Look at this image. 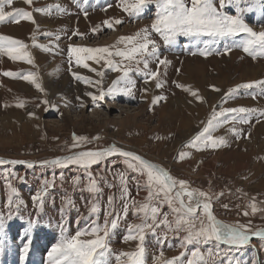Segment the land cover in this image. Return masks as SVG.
<instances>
[{"label": "rangeland", "instance_id": "1", "mask_svg": "<svg viewBox=\"0 0 264 264\" xmlns=\"http://www.w3.org/2000/svg\"><path fill=\"white\" fill-rule=\"evenodd\" d=\"M156 2L152 0L139 19L124 12L119 0H33L31 5L25 0H13L11 6H5L6 12L14 13L18 8L32 12L35 23L23 19L19 23L5 21L0 23V35L29 45L27 50L34 63L0 56V157L36 163L127 143L174 178L186 181L191 189L209 193L217 219L246 225L250 233L264 231V88L241 87L264 80V57L253 59L237 46L244 36H178L174 43H166L151 31ZM216 6L219 8L218 0ZM243 6L248 9L247 0ZM221 11L234 15L235 5ZM243 18L253 31H264V11L258 5L246 10ZM108 20L122 23L108 29L104 23ZM145 28L156 43L159 59L170 62L161 65L156 58H150L149 68L159 73L157 79L163 86L157 88L156 80L145 84L142 73L134 70L130 73L135 81L131 95L117 91L94 102L87 93L99 95L101 89L106 92L122 77V72L108 69L103 62L87 61L90 68L104 73L103 77L98 76L78 66L74 57L70 60V47H109L116 45L120 37L134 36ZM206 45L211 53L207 57L200 55ZM229 48L231 51H225ZM140 68L143 69L142 64ZM9 71L18 75L36 73L44 91L24 79L3 75ZM74 74L93 83L77 80ZM177 85L197 92L199 98ZM124 86L123 80L117 85ZM161 95L166 100L153 105V98ZM20 102L23 107H17ZM241 107L255 111L226 113L218 119L232 122L221 123L212 132L214 138L224 137L226 146L203 150L186 146L204 129L214 110L219 113ZM245 117L250 123L237 122ZM74 135L86 137L89 142L73 148ZM181 152L189 154L183 161L178 159ZM119 173L125 175L131 198L143 203L148 196L144 178L129 169L119 156L106 157L88 169L78 165L0 164V264H50L48 253L62 234L74 235L89 228L94 220L103 225L110 207L120 216L117 227L109 233L110 264H117L115 257L120 253L135 251L139 241L125 242L124 237L129 226L141 220L131 207L126 216L123 212ZM90 178L96 180L99 194L88 191ZM45 181L49 182L46 189ZM37 193H43L41 201L33 200ZM110 197L115 198L111 206ZM9 198L13 201L11 206ZM94 199L100 205L98 216L89 211ZM153 203L159 204L169 221L174 219L167 203ZM251 203L257 207L254 213ZM184 235L163 225L155 229V234L146 231L145 264H162L197 249L204 256L203 264H264V239L249 241L243 248L215 242L181 247ZM189 258L190 255L184 256L185 260Z\"/></svg>", "mask_w": 264, "mask_h": 264}, {"label": "snow or ice", "instance_id": "2", "mask_svg": "<svg viewBox=\"0 0 264 264\" xmlns=\"http://www.w3.org/2000/svg\"><path fill=\"white\" fill-rule=\"evenodd\" d=\"M32 2L33 0H25V3L29 5ZM12 3L13 0H0V23L5 21L19 23L22 19L35 23L32 12L19 8L14 13L6 12L5 6H11ZM218 3L219 8L216 6V0H157L154 5L155 18L151 25V31L159 34L168 44L174 43L178 36L196 39L201 37L215 39L244 36L246 38L242 39L237 46L241 47L253 59L264 57V31H253L243 18V13L246 10H250L253 6L258 5L261 11H264V0H247L248 9L243 6L245 0H218ZM151 4L152 0H119L121 9L135 19L142 18L143 13ZM232 5H235L236 9L234 15L221 11V9ZM108 7H111V5ZM35 11L45 12L46 10L35 9ZM85 16H87L86 11ZM104 23L108 29H113L114 24H121L122 21L115 20L113 22L108 20ZM93 31L95 32L96 29ZM45 35L50 36L51 33H46ZM150 35L149 29L145 28L134 36L120 37L116 45L109 47H70V60L74 57L78 66L88 68L89 71L96 72L98 76L103 77L104 73L97 71L95 68H90L87 61H94L96 64L103 62L108 69L122 72V77L114 81L112 87H109L106 92L101 89L99 90V95L87 93V95L92 97L94 102L103 100L106 95H114L117 91L131 95L132 90L135 88V81L130 78V73L134 70L142 73L145 77V84H148L150 80H156L155 86L157 88L163 86L162 82L157 79L159 73L149 68L150 58H156L161 65H167L170 62L166 59H159L156 43L150 39ZM121 44L124 45L123 48L118 47ZM33 46L39 45L34 44ZM28 48L29 45L21 40L0 35V56H7L14 62L23 61L33 64V58L27 50ZM44 50L47 51L46 48ZM225 51H231V49H225ZM210 54L207 45L205 46V50L200 53V55L205 57ZM141 64L143 65V69L140 68ZM3 75L24 79L35 85L38 90L44 91L38 82L37 74L34 72L18 75L9 71L4 72ZM74 76L77 80H84L89 84L93 83L86 77L76 74ZM121 80H123L125 86L118 88L117 85L120 84ZM95 83L100 84L101 82L96 81ZM177 86L184 88L185 91H191V89L185 88L183 85ZM254 86L264 88V80L258 81L255 85L245 84L241 87L252 88ZM214 90L220 91L218 88H214ZM234 91L236 90H232V92ZM191 94L199 98L197 92L191 91ZM162 100H166V97L162 95L156 96L153 98L152 104L155 105ZM44 103H47V101H44ZM23 106V102L17 104V107ZM97 106L99 105L97 104ZM254 111L255 109L244 107L225 109L219 113L214 110L204 129L186 146L196 148L197 150H203V148L209 146L213 149L226 146V139L224 137L214 138L212 132L221 123H231L232 121H220L218 118L225 116L226 113L250 114ZM31 115L35 116L34 113ZM261 115H264V112ZM237 122L248 124L250 120L245 117L239 119ZM231 131H234V129ZM235 134L237 136L240 135L239 132ZM73 139L76 142L73 144V148L82 147L83 144L89 142L86 137L74 135ZM188 155L186 152H181L178 159L183 161ZM111 156L124 158L127 167L144 178L143 187L148 192L145 201L138 203L131 198L125 175L123 173L118 174L121 182L120 199L124 202L123 212L126 216L129 207H131L141 220V223L130 225L128 234L124 237L125 242L131 240L139 241L137 249L117 255L115 257L117 264H145V249L143 246L145 232L152 231L155 234V229L161 225L165 226L169 231L185 233L183 237L184 242L181 247L197 243L215 242L217 244H227L230 247L243 248L248 244L251 235L264 239V231L250 233V229L246 225L229 224L217 219L212 211V196L209 193L198 189H191L186 181L174 178L169 172L158 165L149 162L132 151H125L114 144L102 150L75 152L72 155L46 161L45 163L61 167L78 165L84 169H88L92 165L101 163L106 157ZM5 163L15 164L22 162L0 160V164ZM32 166V164H28V167ZM44 183L46 189L49 182L45 181ZM88 191L93 194L101 192L95 179H89ZM42 195L43 193H37L33 197V200L41 201ZM114 199V197L109 198L108 204L110 206L113 205ZM154 200L168 204L174 216L172 221H169L168 215L161 213L159 204H154ZM12 203V199L9 198V206ZM224 207L227 208V205H224ZM250 207L253 213L257 211L255 203H252ZM89 211L94 216L99 215L100 205L97 200L94 199ZM244 215H249V213L245 212ZM107 216H111L112 219L109 220ZM107 216L103 225L94 220L89 228L78 230L74 235L62 234L59 242L48 253L50 264H110L111 247L109 233L110 229L117 227L120 216L111 207ZM24 251L27 253L28 248L25 247ZM185 255H190V258L185 260ZM122 257L126 259H122ZM160 258H163V251L160 253ZM203 262L204 256L197 249L191 251L190 254L182 253L181 257L174 258L173 260L162 261V264H203Z\"/></svg>", "mask_w": 264, "mask_h": 264}, {"label": "water", "instance_id": "3", "mask_svg": "<svg viewBox=\"0 0 264 264\" xmlns=\"http://www.w3.org/2000/svg\"><path fill=\"white\" fill-rule=\"evenodd\" d=\"M81 151H88V150H81ZM77 152H80V151H77ZM134 153H136L137 155H140V154H138L137 152H134ZM73 154V153H72ZM72 154H69V155H72ZM69 155H66V156H69ZM66 156H61V157H58V158H63V157H66ZM142 158H144V159H146V160H148L149 162H151V163H153V164H156L155 162H153V161H151V160H149L148 158H146V157H144V156H142V155H140ZM58 158H55V159H58ZM0 160H5V161H20V160H12V159H6V158H2V157H0ZM54 160V159H53ZM49 161H51V160H49ZM20 162H22V163H15V164H12V163H7V164H12V165H22V166H28V164H32L33 165V167H41V166H50V165H52V164H50V163H45L46 161H44V162H29V161H20ZM156 165H158V164H156ZM159 166V165H158ZM159 167H161V166H159ZM162 168V167H161ZM165 170V169H164ZM212 211H213V213L215 212V208H214V206H213V204H212ZM214 215H215V213H214ZM259 239H261V238H259V237H257V236H255V235H251V239L249 240V241H255V240H259Z\"/></svg>", "mask_w": 264, "mask_h": 264}, {"label": "bare ground", "instance_id": "4", "mask_svg": "<svg viewBox=\"0 0 264 264\" xmlns=\"http://www.w3.org/2000/svg\"><path fill=\"white\" fill-rule=\"evenodd\" d=\"M15 37V36H14ZM7 58V57H6ZM1 63V62H0ZM14 65V64H13ZM25 66V65H24ZM17 67V66H16ZM21 67V66H20ZM68 67V66H67ZM71 67V66H69ZM3 70H5L3 68ZM73 70V69H72ZM8 71V70H7ZM190 71V70H189ZM154 88V87H153ZM151 94V93H150ZM151 96V95H150ZM113 105V104H112ZM117 147L125 150V151H132V152H137V150L135 149V147H132L130 144H127V143H122V142H118L117 143Z\"/></svg>", "mask_w": 264, "mask_h": 264}, {"label": "built area", "instance_id": "5", "mask_svg": "<svg viewBox=\"0 0 264 264\" xmlns=\"http://www.w3.org/2000/svg\"><path fill=\"white\" fill-rule=\"evenodd\" d=\"M252 204V203H251Z\"/></svg>", "mask_w": 264, "mask_h": 264}]
</instances>
